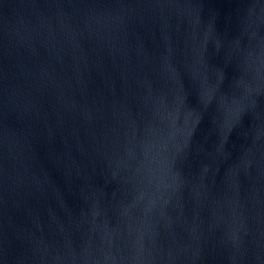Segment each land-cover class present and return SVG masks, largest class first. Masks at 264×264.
Instances as JSON below:
<instances>
[{
  "label": "water",
  "instance_id": "water-1",
  "mask_svg": "<svg viewBox=\"0 0 264 264\" xmlns=\"http://www.w3.org/2000/svg\"><path fill=\"white\" fill-rule=\"evenodd\" d=\"M0 264H264V0H0Z\"/></svg>",
  "mask_w": 264,
  "mask_h": 264
}]
</instances>
